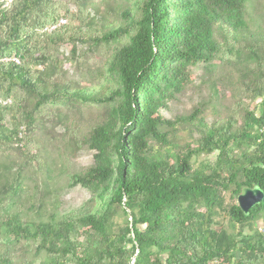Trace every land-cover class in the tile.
Masks as SVG:
<instances>
[{"label":"trees","instance_id":"1","mask_svg":"<svg viewBox=\"0 0 264 264\" xmlns=\"http://www.w3.org/2000/svg\"><path fill=\"white\" fill-rule=\"evenodd\" d=\"M63 46L76 65L106 55L104 83L58 79ZM220 64L242 69L240 117L163 115L197 68ZM57 104L102 108L65 128L69 154L93 152L66 185L90 196L48 207L58 176L45 168L41 190L0 161V264H264V200L247 214L236 203L245 186L264 192V0H0V157L45 167L30 132ZM178 124L195 144L177 143ZM202 153L212 159L194 163Z\"/></svg>","mask_w":264,"mask_h":264},{"label":"rangeland","instance_id":"2","mask_svg":"<svg viewBox=\"0 0 264 264\" xmlns=\"http://www.w3.org/2000/svg\"><path fill=\"white\" fill-rule=\"evenodd\" d=\"M99 3V0H95ZM123 1V0H120ZM65 21H62L64 23ZM78 45V49H80ZM59 55L62 61L61 78L68 81L72 86L98 87L106 80L107 73L104 70L106 64V55L101 52L88 53L85 62L76 65L73 61L71 50L67 46L60 49ZM77 54V53H76ZM241 70L234 65L220 64L214 67V70H204L202 67L195 70L194 83L189 86L185 92L175 101L168 104V109L163 111V115L174 120L176 115H188L192 109L201 108V116L207 123H211L218 118H224L234 113L236 118L243 113L240 107V100H245V96L240 91ZM249 102L248 99H246ZM257 102L249 103L252 108ZM102 108L93 105L65 106L57 104L44 108L41 114L42 118L38 123V129L30 132L32 138L37 141L38 148L32 151L37 152L38 158L45 162V167H39V164L31 158H26L21 151L12 149L5 156L0 157V161L12 162L22 167V174L27 185L37 183L41 190L45 188L43 180L45 178V168L51 176H58L56 185L51 188L56 192V198L47 199L46 204L49 207L57 203L61 211H69L78 208L90 196L88 190L81 186L68 187L66 185L68 174L82 170L92 164L93 152L87 149H80L75 154H69L66 127H71L73 121L79 127L84 128L92 124L94 118L101 114ZM174 133L177 136V143L195 144L194 139L198 133L189 130L188 124L176 125ZM207 154H200L193 158L194 163L198 164L207 160ZM212 159V158H211ZM17 166H14V170ZM230 194H226L224 204L230 202ZM214 226H223L227 224L223 213L217 210L214 217ZM124 217L120 215L115 221L121 223ZM255 228L264 233V225L261 221L255 224Z\"/></svg>","mask_w":264,"mask_h":264},{"label":"water","instance_id":"3","mask_svg":"<svg viewBox=\"0 0 264 264\" xmlns=\"http://www.w3.org/2000/svg\"><path fill=\"white\" fill-rule=\"evenodd\" d=\"M264 200V192L258 187L245 186L237 195L236 203L240 210L247 214L254 205Z\"/></svg>","mask_w":264,"mask_h":264},{"label":"built area","instance_id":"4","mask_svg":"<svg viewBox=\"0 0 264 264\" xmlns=\"http://www.w3.org/2000/svg\"><path fill=\"white\" fill-rule=\"evenodd\" d=\"M61 22H62V21H61ZM53 28H55V26H51V27H50V29H53ZM15 61H17V60H15Z\"/></svg>","mask_w":264,"mask_h":264}]
</instances>
